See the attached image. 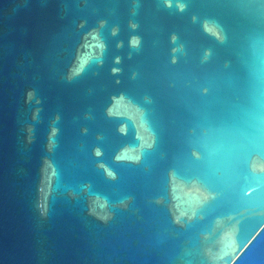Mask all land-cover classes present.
<instances>
[{"label":"water","instance_id":"95a60500","mask_svg":"<svg viewBox=\"0 0 264 264\" xmlns=\"http://www.w3.org/2000/svg\"><path fill=\"white\" fill-rule=\"evenodd\" d=\"M0 264H264V0H0Z\"/></svg>","mask_w":264,"mask_h":264}]
</instances>
